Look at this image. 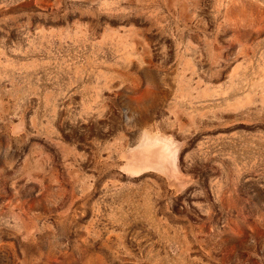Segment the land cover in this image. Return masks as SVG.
Here are the masks:
<instances>
[{
  "label": "rangeland",
  "instance_id": "obj_1",
  "mask_svg": "<svg viewBox=\"0 0 264 264\" xmlns=\"http://www.w3.org/2000/svg\"><path fill=\"white\" fill-rule=\"evenodd\" d=\"M0 264H264V0H0Z\"/></svg>",
  "mask_w": 264,
  "mask_h": 264
}]
</instances>
